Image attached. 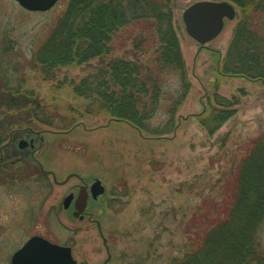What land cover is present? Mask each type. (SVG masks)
<instances>
[{"label": "rangeland", "instance_id": "obj_1", "mask_svg": "<svg viewBox=\"0 0 264 264\" xmlns=\"http://www.w3.org/2000/svg\"><path fill=\"white\" fill-rule=\"evenodd\" d=\"M197 1L169 0L190 88L173 132L150 136L127 122L85 115L86 102L72 88L115 58L148 63L159 47L152 20L129 19L108 56L45 75L36 53L68 0L44 13L0 0V113L21 116L13 127L1 126L0 158L24 153L18 171H0V264H10L33 235L70 247L78 264H168L220 213L239 160L264 134V82L221 72L241 15L233 1L238 15L217 37L201 46L186 34L182 13ZM166 83L153 125L167 120L170 94L179 88L176 78ZM222 98L231 102V116L210 133L203 123ZM19 141L37 142L38 152L19 151ZM41 167L51 175H41ZM95 177L106 194L89 202L83 219L61 207L69 189ZM259 239L264 252V223Z\"/></svg>", "mask_w": 264, "mask_h": 264}, {"label": "trees", "instance_id": "obj_2", "mask_svg": "<svg viewBox=\"0 0 264 264\" xmlns=\"http://www.w3.org/2000/svg\"><path fill=\"white\" fill-rule=\"evenodd\" d=\"M230 1L241 8V15L221 72L264 82V0ZM170 12L169 0H68L36 53V62L48 75L56 66L104 58L111 51L114 36L129 19L152 20L159 47L148 63L112 59L75 84L72 91L86 102L85 115L127 122L150 136L169 134L175 128L176 108L190 88ZM166 77L176 78L179 88L170 94L167 120L153 125L161 98L167 94ZM220 100L224 104L211 107L210 117L203 123L210 133L232 113L231 102ZM17 117L0 113V128L21 116ZM224 188L229 200L221 205L220 213L205 226L202 236L190 239L181 258L168 264H264L259 243L264 223V134L250 143L234 178Z\"/></svg>", "mask_w": 264, "mask_h": 264}, {"label": "water", "instance_id": "obj_3", "mask_svg": "<svg viewBox=\"0 0 264 264\" xmlns=\"http://www.w3.org/2000/svg\"><path fill=\"white\" fill-rule=\"evenodd\" d=\"M28 11H47L58 0H14ZM185 30L190 37L200 44L214 39L223 29L224 19L235 17V8L227 1H199L183 13ZM104 188L100 181L93 186L92 194L96 198L102 194ZM87 194L82 193L77 202V211H81L86 203ZM70 198L65 201L68 205ZM11 264H77L71 255V249L58 246L49 241L34 236L19 249L12 257Z\"/></svg>", "mask_w": 264, "mask_h": 264}, {"label": "flooded vegetation", "instance_id": "obj_4", "mask_svg": "<svg viewBox=\"0 0 264 264\" xmlns=\"http://www.w3.org/2000/svg\"><path fill=\"white\" fill-rule=\"evenodd\" d=\"M13 155V154H12ZM2 159L3 158H0V160L2 161ZM4 160L6 161V162H4V166H11V165H16V164H18L19 163V161H20V159L19 158H17V156H16V153H15V156H11V155H7L6 154V156L4 157ZM2 166V165H1ZM1 168V167H0ZM20 168L17 166V171L19 170ZM9 170V169H8ZM10 173H11V171H10ZM88 185V184H87ZM79 187H81V185L80 186H78V187H75V188H71V189H69L68 190V192H67V194H73V196H74V200H75V198L77 197V195H78V192H79ZM73 204V203H72ZM72 213H73V211H72ZM85 215V214H84Z\"/></svg>", "mask_w": 264, "mask_h": 264}]
</instances>
